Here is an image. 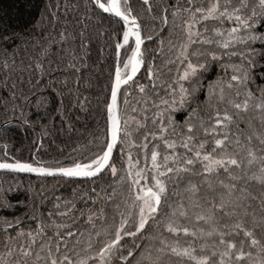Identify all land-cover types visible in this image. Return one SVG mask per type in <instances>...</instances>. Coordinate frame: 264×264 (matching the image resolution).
<instances>
[{"label":"snow or ice","instance_id":"6c2138e0","mask_svg":"<svg viewBox=\"0 0 264 264\" xmlns=\"http://www.w3.org/2000/svg\"><path fill=\"white\" fill-rule=\"evenodd\" d=\"M142 4L146 19L152 23L151 34L145 31L142 17L134 12L130 0H87L84 14L76 21L81 25L86 19L102 21L107 14L108 19L115 18L121 24L105 104V135L98 141L97 150L64 163L38 159L35 153L30 159L10 157L5 144L0 158V170L40 177L97 178L109 172L115 185L127 184V194H121L117 201V187L106 193L113 208L110 223L104 208L87 209V234L53 218L67 217L75 209L72 201L59 196L53 205L55 213L49 210L46 220L38 208L33 209L29 219L34 221V229L22 228L18 215L0 216L5 241L0 264H264V84L256 85L255 92L249 88L257 78L264 80V0H176L173 4L167 0H142ZM63 7L66 14L79 5L65 2ZM60 8L59 2L45 5L41 17L51 25L52 32L34 45L38 54L29 57L30 63L25 65L21 60L17 67L15 54L20 45L15 41L12 53L7 46L3 49L5 58L0 61V70L6 73L2 87L8 95L0 98V104L5 110V123L15 118L17 127L34 128L41 120L39 110L52 105L54 115L63 118V93L53 85L67 84V78L56 79L53 73L58 69L48 57L54 45L75 37L67 32L70 22L61 18ZM57 24L61 25L58 32ZM165 29H179L182 36L175 44L168 41V51L173 56L164 65L177 66L170 79L162 78L154 60L146 63L142 50L145 41H152ZM79 35L83 36V31ZM0 39L8 41L9 36ZM130 40L134 43L130 44ZM256 42L261 45L259 49L252 46ZM197 45L207 47L201 51ZM213 45L224 55H239L243 62L227 65L233 74L227 80L218 77L210 82L204 101L192 107L200 73L208 70L209 61L221 59ZM237 45L244 50L231 51ZM125 46L131 51L121 59ZM164 47L165 41L160 40L157 51L163 54ZM76 59L72 55L68 67L79 72L73 62ZM142 66L146 68L148 84L133 79ZM14 72L19 73L16 80L11 79ZM46 76L50 78L46 80ZM186 82L190 87L185 86ZM130 83L140 94L138 108L133 107L131 112L139 111L141 118L121 111L120 95L127 105L129 92L123 89ZM149 85L158 99L147 95ZM46 89L54 95L45 97ZM161 89L163 95H159ZM79 103L83 110L84 102ZM26 108L37 110L35 121H30ZM9 112L13 116H8ZM249 112L255 117L244 119ZM254 118L259 120L258 127ZM240 121L245 128H240ZM47 127L41 128V140L49 134ZM133 133L140 134L139 142L133 139ZM161 145L163 153L158 150ZM118 146L121 158L125 154L128 157L123 175L112 161ZM133 148L143 152L144 168L139 160H133ZM253 185L259 187L258 194L250 190ZM8 191L11 189L0 187V211L15 213L25 202L10 201ZM92 192L95 203L99 193L95 188ZM79 216H85V211H80ZM97 220L102 223L98 225ZM126 239L130 243H125Z\"/></svg>","mask_w":264,"mask_h":264},{"label":"trees","instance_id":"16d2710c","mask_svg":"<svg viewBox=\"0 0 264 264\" xmlns=\"http://www.w3.org/2000/svg\"><path fill=\"white\" fill-rule=\"evenodd\" d=\"M57 2L61 5L59 10L61 18H67L70 22L67 32L75 37V39H68L62 44L54 45L51 55L48 57L52 61V66L58 69V71L53 73L56 79L63 81L67 78V84L59 83L53 85V87L63 93V118L59 115H54L55 105H52L47 109L41 108L39 110L38 114L41 120L34 128H20L17 127V120L15 118L10 123H5V110L3 105L0 104V158L4 155L3 145L7 144V152L10 157L15 156L19 159H30L31 154L35 153L38 159H55L67 163L70 159L86 157L96 151L98 141L105 135V104L109 96L108 85L110 74L113 71L115 62L114 43L121 38L118 35L121 32V24L117 19H108L107 14H105V18L102 21L96 18L84 20L83 25H86V27L76 23L84 14V4L87 0H0V36H9L8 41L0 39V61L5 58L3 49L7 46L8 52L12 53L16 43L20 45L18 52L15 54L17 67L20 66L21 60L26 65L30 63L29 57L35 58L37 56L38 48L34 47V45L37 42H41L42 36L52 32L51 25L47 20L42 19L41 13L44 12L47 3L55 5ZM65 2L71 6L79 5V7L71 8L65 14L63 7ZM175 2L176 0H167L169 4ZM181 2L183 3L184 0H181ZM130 3L134 12L141 15V23L145 31L151 34L152 23L146 19L142 11L144 8L142 0H130ZM52 10L55 11L56 9L53 8ZM225 26L228 25L226 24ZM60 28L61 25L57 24L56 31L58 32ZM81 31L84 33L83 36L79 35ZM114 33H117V35H114ZM52 34L55 35V33ZM157 34L152 41H146L143 45L142 50L144 51L145 61L148 63L154 60L155 65L161 69L162 78L170 79L172 76H175L177 66L174 64L164 65V61L173 56V53L168 51V41L172 40L174 44L177 43L182 38L181 32L179 29H172L171 32L165 29ZM17 37H20V39L17 40ZM160 40L165 41L163 54L157 51ZM14 41L16 43H13ZM133 43L134 41L130 42V44ZM252 46L256 49L261 47L259 42L254 43ZM195 47L203 51L204 47L207 46L201 47L197 45ZM65 49L68 51L65 52ZM212 49L220 52L221 59L209 61L208 70L200 73L198 91L195 94L196 99L190 102L192 107H196L198 103L204 101L210 82L216 80L218 77L221 80H227L233 74L232 69L226 67L227 65H239L243 62L239 55H224L223 51L216 49L214 45ZM243 50V46L241 45H237L231 49V51L237 53ZM130 51V47H124L121 59L126 58V55L130 54ZM72 55H75L77 58L73 62L79 67V72L68 67V61ZM193 59L195 62L196 58ZM258 59L261 58L258 57ZM261 62L264 63V59H261ZM162 65L164 66L161 67ZM169 69H171L170 72ZM5 75L6 73L0 70V98L7 97L8 95L7 90L2 87ZM18 75L19 73H12L11 79H18ZM27 75L28 73L25 72V78H27ZM77 77H79L78 83L76 81ZM49 78L45 77L46 80ZM134 81L143 84L149 83L146 78L145 67L140 76ZM260 84H264V80L257 78L253 84H249V88L255 92L256 85ZM185 86L190 87V84L186 82ZM123 90L129 92V103L127 105L123 103L124 97L121 93L120 106L122 113L141 118L139 111L135 113L131 112L133 107L138 108L137 100L140 99L138 90L131 83L127 89ZM163 94V89H161L159 95ZM53 95L51 89H46L44 92L45 97ZM147 95L151 96L153 100L158 99L157 94L150 85L147 88ZM81 100L84 102L83 110L79 103ZM25 110L31 114L29 117L30 121L37 119V110L35 108H26ZM46 112L47 115H45ZM7 115L13 116L11 112ZM14 115L18 117L19 113ZM250 116L255 117V113L249 112L244 114V119H248ZM177 119H180V117L177 116ZM253 123L257 127L259 126L258 119L254 118ZM239 124L240 128H245L243 121H240ZM43 125L48 126L46 130L49 134L41 140L39 133ZM131 127H134V124ZM235 130V127H233L232 131ZM133 139L139 142L140 134L133 133ZM37 144L40 146L37 147ZM73 149H77V151L74 152ZM125 149L127 152L126 145ZM158 150L163 153V146L161 145ZM131 151L133 160H139L140 167L144 168L145 159L143 152L139 148H133ZM178 151L181 150L178 149ZM127 160L126 154L121 158L118 146L112 161L116 163L120 175H123L126 171ZM148 163L150 164V158ZM145 171L147 172L148 169L146 168ZM221 175L223 178V174ZM116 179H119V176ZM0 187L5 190L11 189V191L6 193L10 201L23 200L25 202V205L18 207L15 213L0 211V216H7L9 218L12 215L20 216L22 220L21 227L25 230L35 228L34 221L29 219L34 214L33 209L38 208L39 214L46 220V214L49 210H53L55 213L56 210L53 209V205L57 202L56 197L59 196L72 201L75 204V209L67 217L62 218L54 215L53 218L57 222L71 224L75 229L83 230L85 234H87L90 227L86 223L87 209L97 211L100 208H104L106 219L110 223L113 216V208L112 204L106 199V193H111L112 187H117V201H119L121 194H127V184L121 183L119 186L115 185L113 177L109 172H105L97 178L69 179L65 177H40L34 174L0 171ZM181 187H183V184H181ZM93 188L96 189V193H99V199H96L95 203L91 199L95 195L92 192ZM250 190L254 194H258L260 191L257 185H253ZM254 206L258 207V205ZM82 210L85 211V216L80 217L79 212ZM60 211H63V208ZM101 223L102 221L97 220L98 225ZM9 234L15 235L14 232H10ZM48 235H51V231L48 232ZM178 238L181 240V243L185 242L183 236ZM169 239H174V237L169 236ZM125 243H130V240L126 239ZM4 244V233L0 231V252L5 251Z\"/></svg>","mask_w":264,"mask_h":264},{"label":"water","instance_id":"95a60500","mask_svg":"<svg viewBox=\"0 0 264 264\" xmlns=\"http://www.w3.org/2000/svg\"><path fill=\"white\" fill-rule=\"evenodd\" d=\"M159 33H160V32H159ZM157 35H158V34H157ZM155 37H156V36H154L153 39H154ZM130 42H131V40H130ZM145 42H146V41H145ZM143 45H144V44H143ZM143 45H142V49H143ZM125 47H126V46H125ZM123 49H124V48L121 49V54H122ZM143 68H144V66L141 67V70H140L139 73H137V76L133 78L134 80L137 79V78L140 76V74H141ZM122 88H123V86H122ZM116 149H117V148H115V149L113 150V156H114V154H115ZM113 156H112V159H113ZM0 171H7V170H0ZM27 174H34V175H37V174H35V173H27ZM55 177H62V176L57 175V176H55ZM69 179H91V178H69Z\"/></svg>","mask_w":264,"mask_h":264}]
</instances>
